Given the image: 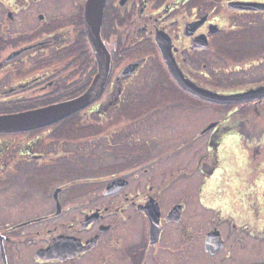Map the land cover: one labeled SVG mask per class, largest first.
Segmentation results:
<instances>
[{
    "label": "flooded vegetation",
    "instance_id": "obj_1",
    "mask_svg": "<svg viewBox=\"0 0 264 264\" xmlns=\"http://www.w3.org/2000/svg\"><path fill=\"white\" fill-rule=\"evenodd\" d=\"M48 1L0 0V105L16 110L0 115L80 98L97 77L87 0L52 17ZM101 38L110 68L97 98L57 123L0 133V264H264V98L194 97L164 54L217 93L264 86V0H107ZM233 151L236 163L219 162ZM182 153L198 158L185 168L203 176L205 209L208 180L231 169L260 190L230 195L243 202L231 224L217 209L222 224L199 213L191 229L192 195L167 204V163Z\"/></svg>",
    "mask_w": 264,
    "mask_h": 264
},
{
    "label": "water",
    "instance_id": "obj_2",
    "mask_svg": "<svg viewBox=\"0 0 264 264\" xmlns=\"http://www.w3.org/2000/svg\"><path fill=\"white\" fill-rule=\"evenodd\" d=\"M106 2L107 0H87L84 7L85 27L99 64V72L90 89L82 97L71 101L24 112L0 115V133H16L51 125L84 108L98 97L110 68V54L101 38ZM164 54L175 80L194 97L215 104L250 102L264 98V86L234 94H221L199 87L193 81L185 78L167 51L164 50ZM180 208L181 206L175 207L170 212L168 219L178 220L180 218ZM215 235H217V238ZM209 241H221L218 230L209 233Z\"/></svg>",
    "mask_w": 264,
    "mask_h": 264
},
{
    "label": "rangeland",
    "instance_id": "obj_3",
    "mask_svg": "<svg viewBox=\"0 0 264 264\" xmlns=\"http://www.w3.org/2000/svg\"><path fill=\"white\" fill-rule=\"evenodd\" d=\"M51 1V2H50ZM85 0H49V5L47 7H42L41 9L46 11V15L48 17H52L55 15H62V14H73L78 11V3L80 6L84 3ZM81 8V7H80ZM40 11V7L37 8L31 7L30 13H26V16H30L34 12L37 13ZM227 65V64H226ZM258 88V87H257ZM255 89V88H252ZM251 90V89H249ZM248 91V90H247ZM59 122V121H58ZM57 123V122H56ZM225 153V152H224ZM224 153L218 154L219 162L223 163H236L237 160V152L233 151L228 154V158L224 160ZM180 155V156H179ZM175 157L174 161L171 160L167 163L169 165L167 168H171L173 166V171L171 173V178L174 180L175 177V183L172 185V191H174V195L171 194L168 197L167 204H173L174 202H181L184 200L189 199L192 195L191 201H188V204H190L191 207V229L199 230L200 225V215L203 216L207 215V226L208 228H211L214 225H220L222 224L221 218L219 216L218 211L223 214L227 215V220H230V222L224 223L225 225L231 224V219L228 216H234L236 214L232 213L234 211V206L242 207L243 202L240 201H234V195L230 196L231 194H237L242 193V195H247V193H252L253 191H259L260 188L258 187V184L255 181L249 180L248 184L245 182L239 180H235L234 177L235 172L231 169L226 173L224 176H222L219 180H208L207 185V194H206V200L208 201L207 209L200 206V203H198L197 193V183L202 181L203 176L201 174H196L193 171H189L185 168V166L188 165V161H190V156L192 161H197L198 158H194V154H188V153H182ZM198 156V155H197ZM240 159V155H239ZM211 157L209 158V161H211ZM181 165V166H179ZM175 166V167H174ZM194 164H192L189 167H193ZM164 168H159L158 166L155 167V171L159 172L160 170H163ZM103 171L99 170L93 173V177H97L102 175ZM77 172L74 173L71 176H76ZM243 180V179H242ZM191 194V195H190ZM196 196V197H195ZM250 205L255 206L256 209L259 207L255 205V202L253 200H250ZM249 204V203H248ZM199 213H201L199 215Z\"/></svg>",
    "mask_w": 264,
    "mask_h": 264
},
{
    "label": "trees",
    "instance_id": "obj_4",
    "mask_svg": "<svg viewBox=\"0 0 264 264\" xmlns=\"http://www.w3.org/2000/svg\"><path fill=\"white\" fill-rule=\"evenodd\" d=\"M13 106H5V105H0V113H8V112H13L16 111L14 108H12ZM38 107V105H32L29 108H36ZM26 109H28L26 107ZM20 110V109H19Z\"/></svg>",
    "mask_w": 264,
    "mask_h": 264
}]
</instances>
